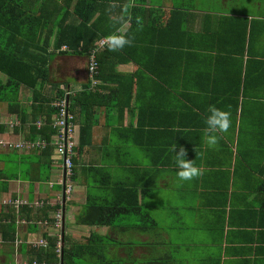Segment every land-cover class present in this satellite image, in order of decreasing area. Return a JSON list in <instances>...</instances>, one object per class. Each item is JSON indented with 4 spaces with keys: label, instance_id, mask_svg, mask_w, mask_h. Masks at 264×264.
I'll return each mask as SVG.
<instances>
[{
    "label": "crops",
    "instance_id": "crops-1",
    "mask_svg": "<svg viewBox=\"0 0 264 264\" xmlns=\"http://www.w3.org/2000/svg\"><path fill=\"white\" fill-rule=\"evenodd\" d=\"M134 1L97 0L93 21L103 18V29L122 23L115 34L131 41L125 46L131 56L119 50L104 56L114 69L95 97L102 105L94 109L87 144L76 151L75 191L63 228L67 248L73 247L70 264H264V0H146L137 15L149 23L129 31L125 6ZM73 69L62 78L79 92L89 83L87 66L75 62ZM209 106L230 115L229 129L213 147L203 139ZM81 108L78 146L86 122ZM16 118L0 104L6 126L0 210L5 200H26L19 220L39 223L36 203L58 208L63 169L55 148L47 156L14 146L26 141L15 132L21 125L11 128ZM174 146L199 170L190 181L177 177ZM104 183L135 185L140 214L121 215L111 225L83 223L90 200L111 199ZM38 226L33 234L22 227L14 251L2 249L0 234V264L27 262L20 241L45 236Z\"/></svg>",
    "mask_w": 264,
    "mask_h": 264
},
{
    "label": "trees",
    "instance_id": "trees-1",
    "mask_svg": "<svg viewBox=\"0 0 264 264\" xmlns=\"http://www.w3.org/2000/svg\"><path fill=\"white\" fill-rule=\"evenodd\" d=\"M127 1L131 3V0ZM145 2L146 0H135L132 6H125V18L128 17L127 21L131 23L129 31L138 27L143 28L149 23L144 16L137 15V11L139 8H143ZM97 11V0H0V104H6L9 114L17 116L20 120L21 127L15 129L16 133H22L26 141L34 143L41 141L46 144L45 147L39 145L31 149L41 151L42 155L50 156L54 153L52 143L57 131L53 127L56 110L52 103L56 98L64 95L63 85L69 88L66 80L59 76V70L64 66V63L54 64L55 68H53L52 62L59 57H75L86 61L88 71L91 51L98 47L104 38L115 34L122 25V23L116 24L115 21H112L109 22V28L103 29L101 22L103 18L93 21ZM70 16L76 17L78 23L70 22ZM161 19L162 17L157 21L161 22ZM246 38L247 36L244 34L241 57L246 52ZM116 51L110 50L106 45L98 52L100 65L98 78L101 83L107 81L108 71L114 69V64L111 65L109 59L104 56L120 55ZM119 51L128 58L131 56L126 47ZM247 53L250 58H253L250 49H247ZM61 72L65 73V68ZM247 77L246 74V79ZM101 83L91 89L88 83V86L83 90L75 92L71 100V109L75 115L78 104L81 105V110L85 111L86 122L81 127L80 145L76 149L78 154L87 144L85 136L91 133L96 124L94 109L102 104L95 97H98L99 89H102ZM23 90L32 93V99L29 102L23 101ZM38 122H42L40 127ZM5 128V125L0 124V132H4ZM76 157L74 158V179L77 176ZM106 177H109L108 174ZM101 187L111 190L112 197L103 203L97 201L92 203L90 200L86 207L87 214L82 216L83 223L111 225L121 215L140 214L139 192L135 185H118L117 189H114L112 183H104ZM25 208L29 207L25 206L20 210L9 206L1 207L2 249L10 247L13 251L15 250L17 239L22 237L21 229L26 226L21 225L18 228V225L21 224L18 211L24 213ZM56 208L49 205L40 208L43 216L38 217V221L48 220L53 223L51 213ZM95 217L97 220H92ZM31 223L27 224L28 230H36L39 227L37 223ZM33 233L36 232L30 230V234ZM45 237L49 241L47 248L42 246L34 248L31 244L22 243L21 248L27 254L28 262L57 263L56 244L58 238L48 234ZM65 238L63 233V264H70L73 247L67 248ZM24 241L28 242V240ZM81 248L86 250L85 247ZM6 254L8 255V252ZM3 264L15 263L6 261Z\"/></svg>",
    "mask_w": 264,
    "mask_h": 264
},
{
    "label": "built area",
    "instance_id": "built-area-1",
    "mask_svg": "<svg viewBox=\"0 0 264 264\" xmlns=\"http://www.w3.org/2000/svg\"><path fill=\"white\" fill-rule=\"evenodd\" d=\"M106 45H108L107 40L103 39L98 47L94 48L91 51L88 61V80H89V88L97 87L101 81L98 76L100 74V65L98 61V52L103 49ZM65 49V47H64ZM62 90L64 91V95L56 98L52 105L56 110L53 120V127L56 129L57 133L53 137V146L56 149L57 155L61 161V168L63 169V175L59 181V184L62 187L61 195L58 200V208L53 211L52 220L53 223L46 221H40L37 223L40 224L41 227H44L46 230V234L49 236H54L58 238L56 244V255H57V263L63 264L64 257V240H63V228H64V211L67 203L72 198L75 191V182H74V158L76 157V149L79 144V125L76 120L75 114L71 109V100L75 95L76 91H73L66 86H62ZM21 123L18 118L12 122L11 128L19 126ZM42 122H38V126L40 127ZM14 145V144H13ZM45 147V143L41 141H37L36 143L31 141H22L14 146L18 149H33L36 146ZM3 206L14 207L19 210L21 207L29 206L26 200L22 199H8L3 201ZM48 201H42L36 203L37 207L48 206ZM1 222V219H0ZM22 224L24 221L19 220ZM32 222V221H31ZM29 222L25 221L24 225H27ZM23 225V224H22ZM56 231L57 234H53L52 232ZM45 234V235H46ZM21 244L23 242L27 244H31L32 247L37 248L38 246H42L44 248L49 247V241L45 236L37 238L33 241H20ZM23 264H47L46 262L33 261L32 263L25 262Z\"/></svg>",
    "mask_w": 264,
    "mask_h": 264
},
{
    "label": "clouds",
    "instance_id": "clouds-1",
    "mask_svg": "<svg viewBox=\"0 0 264 264\" xmlns=\"http://www.w3.org/2000/svg\"><path fill=\"white\" fill-rule=\"evenodd\" d=\"M106 40L109 49L112 51L123 49L126 45L131 44V41L124 35L112 34L106 37ZM203 123L205 125L203 129L204 142L209 147H213L217 144L218 134L225 133L229 129L230 115L215 106H209L203 118ZM176 149L177 147L174 146L172 151L175 153L174 163L177 169V177L180 181H190L199 175V170L193 166L192 161L186 159L187 153L184 148L181 147L179 152Z\"/></svg>",
    "mask_w": 264,
    "mask_h": 264
},
{
    "label": "rangeland",
    "instance_id": "rangeland-1",
    "mask_svg": "<svg viewBox=\"0 0 264 264\" xmlns=\"http://www.w3.org/2000/svg\"><path fill=\"white\" fill-rule=\"evenodd\" d=\"M61 62L64 63V66L62 68H60V70L58 69L60 78L63 75L62 72H61V70L63 68L69 67V69H71V71H73L74 70L73 68L75 67V62L80 67H82L83 64H86V61L83 60V59H76L75 57H70V56H68V57H59V58H57L56 61L52 62L53 68H55L54 64L56 65V64L61 63ZM69 69L66 68V73H67V71ZM31 97H32V93L30 91L24 90L22 92V99H23L24 102H29L32 99ZM0 252H1V250H0Z\"/></svg>",
    "mask_w": 264,
    "mask_h": 264
}]
</instances>
